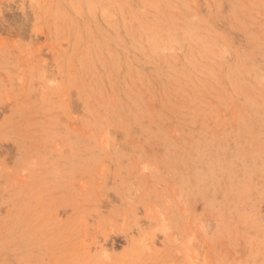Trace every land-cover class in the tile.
Instances as JSON below:
<instances>
[{
	"label": "rangeland",
	"instance_id": "1",
	"mask_svg": "<svg viewBox=\"0 0 264 264\" xmlns=\"http://www.w3.org/2000/svg\"><path fill=\"white\" fill-rule=\"evenodd\" d=\"M0 264H264V0H0Z\"/></svg>",
	"mask_w": 264,
	"mask_h": 264
}]
</instances>
